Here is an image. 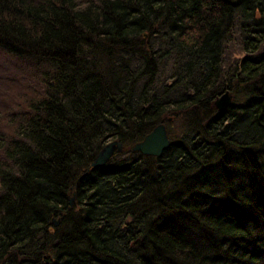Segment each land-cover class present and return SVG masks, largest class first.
Masks as SVG:
<instances>
[{"label":"trees","instance_id":"trees-1","mask_svg":"<svg viewBox=\"0 0 264 264\" xmlns=\"http://www.w3.org/2000/svg\"><path fill=\"white\" fill-rule=\"evenodd\" d=\"M0 57V264H264V0H0Z\"/></svg>","mask_w":264,"mask_h":264},{"label":"water","instance_id":"water-1","mask_svg":"<svg viewBox=\"0 0 264 264\" xmlns=\"http://www.w3.org/2000/svg\"><path fill=\"white\" fill-rule=\"evenodd\" d=\"M233 101V95L230 91H226L219 96L215 105L220 111L228 108ZM172 120V117H169ZM171 139L168 134L167 126L165 123L158 124L146 137L133 146V150L140 151L146 155L161 157L163 153L170 147ZM125 149L123 142L119 140H111L104 145L98 153L96 159L93 161V167L105 166L113 157L121 154ZM71 204L73 198L70 200ZM58 224V223H56Z\"/></svg>","mask_w":264,"mask_h":264},{"label":"rangeland","instance_id":"rangeland-1","mask_svg":"<svg viewBox=\"0 0 264 264\" xmlns=\"http://www.w3.org/2000/svg\"><path fill=\"white\" fill-rule=\"evenodd\" d=\"M231 49H232L231 50L232 51V55L230 57H228L229 59H231L232 57H235L236 55L243 56V55L240 54L241 53L240 50H237L234 46H231ZM0 59H1V62H2L3 59L1 57H0ZM1 62H0V66H2ZM5 65H6V63H4L3 66H5ZM0 82H1V85H0V94H4L5 96H7V94L3 90V84H4L5 81H0Z\"/></svg>","mask_w":264,"mask_h":264}]
</instances>
